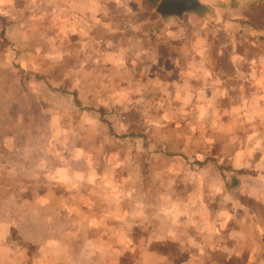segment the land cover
Returning <instances> with one entry per match:
<instances>
[{"label":"rangeland","instance_id":"obj_1","mask_svg":"<svg viewBox=\"0 0 264 264\" xmlns=\"http://www.w3.org/2000/svg\"><path fill=\"white\" fill-rule=\"evenodd\" d=\"M158 1L0 0V264H139L113 246L121 233L164 230L183 206L208 261L245 264L252 243L264 264L262 144L231 152L251 123L182 102ZM203 10L171 19L194 30Z\"/></svg>","mask_w":264,"mask_h":264},{"label":"crops","instance_id":"obj_2","mask_svg":"<svg viewBox=\"0 0 264 264\" xmlns=\"http://www.w3.org/2000/svg\"><path fill=\"white\" fill-rule=\"evenodd\" d=\"M200 2L201 7H204L201 12L204 16L197 17L199 21L194 30L187 27L189 24L186 23V19L179 23L171 19L177 16H169L166 19L169 20L163 34V42L168 48L166 62L169 65L171 63L174 71L178 73V79L174 80L172 85L174 88L182 89L185 97L182 102L192 105L191 111L195 115L212 113L215 117L217 115L216 120H219L217 123L222 122L223 115H231L235 121L251 123L249 128L253 129L232 133L238 137V142L232 143L229 149L231 152L260 150L255 147L257 144H262L264 152V128H259L260 125L264 126V0H200ZM255 10H259V19H253L252 13ZM185 18L187 21L194 20L191 17ZM251 25H254V28ZM255 25L261 29L258 33L254 31L255 28H259ZM220 31L224 32L228 44L225 43L223 48L221 45L218 48H211L213 36ZM241 40L249 41L252 46L257 45V49L260 48L243 50L239 45L242 43L239 42ZM254 123H257V126ZM261 160H264V156ZM241 166L250 165L246 163ZM186 214L184 206L167 210L166 215L169 219L164 225V230L154 229L153 226L147 234L133 238L127 236L128 232L132 231L128 228L121 233L117 244L113 246L120 247L121 253L128 252L127 248H134L135 260L139 264H221L206 259V250L214 248V245L212 248L209 246V239L199 226L196 232L192 231L196 237L190 234L188 230L190 221L186 219L188 217ZM194 224L198 225V221L194 220ZM230 227L227 229L228 232H221V235L228 233L229 238L233 240L228 242L229 246L224 244V248L229 251L227 258L233 259L238 255L236 246L241 241L239 235H236L239 234L236 226ZM179 231L182 235H179ZM128 237L132 239L126 240ZM163 241H166L164 244L168 246L167 248L173 246L180 248V251L174 253L171 250L168 252L158 250L155 246H161ZM217 243L221 244L219 247L221 249L222 241ZM252 249L250 243L249 252L247 249L245 253V264H254ZM212 252H215L214 249Z\"/></svg>","mask_w":264,"mask_h":264},{"label":"water","instance_id":"obj_3","mask_svg":"<svg viewBox=\"0 0 264 264\" xmlns=\"http://www.w3.org/2000/svg\"><path fill=\"white\" fill-rule=\"evenodd\" d=\"M201 6L200 0H159L155 12L163 17H181L186 12L199 11Z\"/></svg>","mask_w":264,"mask_h":264},{"label":"trees","instance_id":"obj_4","mask_svg":"<svg viewBox=\"0 0 264 264\" xmlns=\"http://www.w3.org/2000/svg\"><path fill=\"white\" fill-rule=\"evenodd\" d=\"M235 183H237V181H234Z\"/></svg>","mask_w":264,"mask_h":264}]
</instances>
